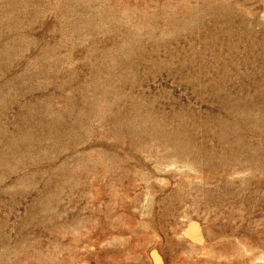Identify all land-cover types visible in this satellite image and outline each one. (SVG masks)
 I'll return each instance as SVG.
<instances>
[{"label":"rangeland","instance_id":"374dc122","mask_svg":"<svg viewBox=\"0 0 264 264\" xmlns=\"http://www.w3.org/2000/svg\"><path fill=\"white\" fill-rule=\"evenodd\" d=\"M0 264H264V0H0Z\"/></svg>","mask_w":264,"mask_h":264}]
</instances>
